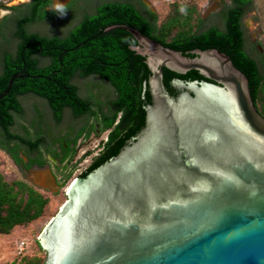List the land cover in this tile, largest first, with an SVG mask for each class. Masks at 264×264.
<instances>
[{
    "label": "water",
    "instance_id": "water-1",
    "mask_svg": "<svg viewBox=\"0 0 264 264\" xmlns=\"http://www.w3.org/2000/svg\"><path fill=\"white\" fill-rule=\"evenodd\" d=\"M115 28L152 71L146 126L69 184L39 238L44 264H264V116L249 78L220 49L192 57L129 25L106 31ZM164 67L205 79L173 80V96ZM27 173L39 188L62 187L48 167Z\"/></svg>",
    "mask_w": 264,
    "mask_h": 264
},
{
    "label": "trees",
    "instance_id": "trees-1",
    "mask_svg": "<svg viewBox=\"0 0 264 264\" xmlns=\"http://www.w3.org/2000/svg\"><path fill=\"white\" fill-rule=\"evenodd\" d=\"M52 1L32 0L29 3V14L18 22L17 36L21 41L15 52L7 51L3 57L0 96L8 90L12 79L13 83L10 91L0 98V147L9 152L17 162L23 161L19 150L26 146L28 153L39 151V158L32 159L31 164L37 162L43 166L46 163L41 151L45 141L42 134L32 138L11 129L16 121L15 115L24 112L21 96L34 93L45 98L58 122L63 119L66 108H70L75 117L95 113L92 111V101L80 95L79 87L74 83L76 76L99 75L110 82L117 93L110 101L111 112L102 111L99 115L101 130H111L109 139L105 142L101 155L81 177L118 155L128 141L146 126V106L152 102L147 83L152 71L145 61L146 57L133 49L138 41L128 30L115 28L106 31L113 25L134 27L165 46L189 52L188 55L192 57L194 54L190 51L196 49H220L249 78L253 100L264 116V103L263 109L258 105L264 91V62L259 63L245 48L242 25V19L251 7L252 0H233L225 14L223 29L214 26L205 31H194L189 24L190 16H184L183 20L180 16L174 17L159 26L157 15L152 11L148 10L149 17L132 2L112 0L98 5L94 13L86 14L66 35L28 31L26 23L58 15L54 10H47ZM181 21L187 28L179 30L168 39L173 29L181 25ZM175 79L192 81L203 80L205 77L197 70L178 74L164 67V83L173 96L180 93L172 84ZM84 131L86 130L83 129L80 135ZM73 142H68L62 162L75 154V149L71 146ZM48 203V197L33 183L27 180L9 182L0 173L1 233H9L16 226L38 219ZM19 264L44 263L35 256L26 257Z\"/></svg>",
    "mask_w": 264,
    "mask_h": 264
},
{
    "label": "rangeland",
    "instance_id": "rangeland-1",
    "mask_svg": "<svg viewBox=\"0 0 264 264\" xmlns=\"http://www.w3.org/2000/svg\"><path fill=\"white\" fill-rule=\"evenodd\" d=\"M29 1L0 0V17L5 16L3 17L5 24L0 32V73L5 52L13 53L16 49L17 39L14 35L16 15L26 9V4ZM106 1L112 0H76L67 7L65 15L35 21L29 25V30L47 35L56 33L66 35L70 28L77 25L86 14L94 13L96 6ZM145 2L157 15L159 26L174 17L180 16L183 20L184 16H190L189 24L192 29L201 31L213 25L220 28L225 27L224 7L231 0H145ZM8 7L17 9L11 11L7 9ZM243 21L246 29L247 49L259 63H262L264 62V0H252V5L246 12ZM183 22L185 23V21ZM180 24L173 29L168 39H171L179 30L187 28V25H184L182 21ZM74 83L79 87L80 95L92 101V111L97 114L91 112L81 117H75L72 110L66 108L63 120L58 122L45 98L34 93L20 97L24 112L15 115L16 123L12 130L32 138H36L38 134L44 136L46 142L44 141L41 151L44 153V160L49 164L46 167L51 169L62 187L58 191L38 187L49 199L42 216L26 225L16 226L9 233L0 232V264H19L24 258L35 256L41 258L45 263L47 253L39 242L42 231L66 202V190L69 184L87 169L107 141L110 130H101L99 115L102 111L111 112L110 101L117 95L115 88L99 75L76 76ZM263 103L264 91L258 103L260 109H263ZM84 128L86 131L77 140L76 145L74 144L75 154L72 158L62 162L61 159L49 155L51 154L49 153L50 149H59L61 143L73 142V138ZM22 148L20 156L25 162H28L29 157L33 155L28 153L26 148ZM0 173L9 182L29 181L27 170L17 164L11 154L2 147H0ZM22 242H26L23 248H21Z\"/></svg>",
    "mask_w": 264,
    "mask_h": 264
},
{
    "label": "flooded vegetation",
    "instance_id": "flooded-vegetation-1",
    "mask_svg": "<svg viewBox=\"0 0 264 264\" xmlns=\"http://www.w3.org/2000/svg\"><path fill=\"white\" fill-rule=\"evenodd\" d=\"M74 1H76V0H72L68 5H66L65 7L67 8L68 6H70ZM115 1H121V2H132V3H134V5L142 12V13H144L145 15H147V16H149L150 17V15H149V12H148V10H150V11H152L154 14H155V12L151 9V6L147 3V2H145L144 0H135V1H132V0H126V1H122V0H115ZM30 2H32V0H30L29 1V3ZM29 3L28 4H26V9L24 10V11H22V12H20L19 14H17L16 15V19H15V31H14V35H15V37H16V39H17V43H16V49H17V47H18V45H19V43H20V38L17 36V30H18V22L20 21V19L21 18H23L24 16H26V15H28L29 14ZM53 4H54V0L52 1V4H51V6H48L47 7V10H53L52 9V6H53ZM233 4V0H231V2L229 3V4H226L225 5V7H224V9H225V14H226V12H228V10H229V8H230V6ZM96 8H97V6H96ZM7 9H9V10H11V11H14L15 9H17V8H15V7H8ZM55 11V10H54ZM5 13V12H4ZM18 13V12H17ZM58 13V12H57ZM224 14V15H225ZM4 15H6V14H4ZM59 15V14H58ZM3 17H5V16H3ZM3 17H0V32L2 31V28H3V26H4V24H5V22H4V18ZM243 19H244V17H243ZM243 19H242V25H243V30H244V38H245V48L247 49V38H246V29H245V25H244V21H243ZM33 22H28V23H26L25 24V27H26V29L28 30V31H30L29 30V25H31ZM202 23H203V21H202ZM214 26H217V25H213V26H210L209 28H211V27H214ZM224 26H225V23H224ZM74 27V26H73ZM73 27H71L70 28V30L73 28ZM217 27H219V26H217ZM209 28H207V29H209ZM220 28V27H219ZM206 29V30H207ZM223 29V28H222ZM69 30V31H70ZM68 31V32H69ZM201 31H205V30H201ZM31 32H33V31H31ZM56 34H58V33H56ZM61 35V34H60ZM16 49H15V51H16ZM247 51L249 52V50L247 49ZM9 52V51H8ZM250 53V52H249ZM256 59V58H255ZM258 61V60H257ZM65 111V110H64ZM105 113H107V112H105ZM63 116H64V113H63ZM82 116H84V115H82ZM79 117H81V116H79ZM63 120V119H62ZM61 120V121H62ZM61 121H59V122H61ZM16 123V122H15ZM15 125V124H14ZM13 125V126H14ZM13 126L11 127V129L13 128ZM85 130H86V128H84ZM110 130V129H109ZM13 131V130H12ZM111 131V130H110ZM81 134V132L80 133H78L76 136H75V138H73V140L75 141L76 140V142H77V140L83 135H80ZM109 139V135H108V138H107V140ZM131 140V139H130ZM129 140V141H130ZM60 141V140H59ZM61 141H62V139H61ZM129 141H128V143H129ZM46 142V141H45ZM44 142V143H45ZM76 142H73L72 144H71V146L72 147H74V144L76 145ZM127 143V144H128ZM12 144H14L15 145V143H12ZM62 144V145H61ZM60 144V148L59 149H57V148H52V149H50V152L49 153H51V154H49V155H52L54 158H59V159H61V158H63L64 156H65V154H66V149H68V143L67 142H63V143H61ZM24 148H26L27 149V147L26 146H23ZM23 148H21L20 150H19V153H21ZM103 150H104V146H103V148H102V150H101V152L100 153H98L97 154V156L94 158V160H93V162L87 167V169L85 170V171H87L88 170V168L94 163V161L96 160V158L97 157H99L100 155H101V153L103 152ZM33 156H30L29 157V160H28V162H25V160H23L22 162H17L14 158V160H15V162L17 163V164H20L21 166H23L24 168H25V170H27V169H33V168H36V167H40V168H43V167H46L47 165H49L48 164V162H46L43 166H40L37 162L36 163H32L31 164V161H32V159H34V158H39V151H36V152H32L31 153ZM55 154H57L58 156H56ZM12 156V155H11ZM36 166V167H35ZM84 172V171H83ZM83 172H81V174L83 173ZM80 174V175H81ZM79 177H81V176H79Z\"/></svg>",
    "mask_w": 264,
    "mask_h": 264
},
{
    "label": "clouds",
    "instance_id": "clouds-1",
    "mask_svg": "<svg viewBox=\"0 0 264 264\" xmlns=\"http://www.w3.org/2000/svg\"><path fill=\"white\" fill-rule=\"evenodd\" d=\"M55 11L58 12L59 15L63 16L66 14L67 8L61 3H56Z\"/></svg>",
    "mask_w": 264,
    "mask_h": 264
},
{
    "label": "built area",
    "instance_id": "built-area-1",
    "mask_svg": "<svg viewBox=\"0 0 264 264\" xmlns=\"http://www.w3.org/2000/svg\"><path fill=\"white\" fill-rule=\"evenodd\" d=\"M26 244V242H22L21 244V248H23V246Z\"/></svg>",
    "mask_w": 264,
    "mask_h": 264
}]
</instances>
